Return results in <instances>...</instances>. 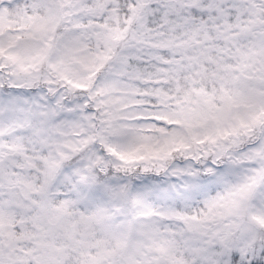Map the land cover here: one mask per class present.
<instances>
[{
  "label": "snow or ice",
  "instance_id": "6c2138e0",
  "mask_svg": "<svg viewBox=\"0 0 264 264\" xmlns=\"http://www.w3.org/2000/svg\"><path fill=\"white\" fill-rule=\"evenodd\" d=\"M0 264H264V0H0Z\"/></svg>",
  "mask_w": 264,
  "mask_h": 264
}]
</instances>
